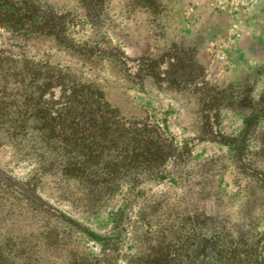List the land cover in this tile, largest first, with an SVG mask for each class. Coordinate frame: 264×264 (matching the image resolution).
<instances>
[{"label": "rangeland", "instance_id": "obj_1", "mask_svg": "<svg viewBox=\"0 0 264 264\" xmlns=\"http://www.w3.org/2000/svg\"><path fill=\"white\" fill-rule=\"evenodd\" d=\"M28 2L47 18L18 28L58 29L0 24V170L39 178L43 202L0 183V240L15 245L14 264H174L195 260L207 234L236 249L255 244L264 234V184L253 173H264V0H0V22ZM39 73L89 84L126 122L154 124L172 157L108 181L99 166L92 183L43 174L47 144L31 107Z\"/></svg>", "mask_w": 264, "mask_h": 264}, {"label": "trees", "instance_id": "obj_2", "mask_svg": "<svg viewBox=\"0 0 264 264\" xmlns=\"http://www.w3.org/2000/svg\"><path fill=\"white\" fill-rule=\"evenodd\" d=\"M28 4L13 10L9 16L11 21L8 20L10 18H4L5 23L0 22V24L8 25L10 29L17 28L25 31H30L29 28H32L31 32L39 35H49L58 29L48 23L43 25L35 23L32 27L22 25L18 28L21 20L25 22L30 21L27 18L36 17L44 21L47 18L45 9L35 8L34 3L28 2ZM35 77L42 81L43 88L41 100L31 104L35 118L34 128L40 131L41 140L47 144L43 161V165L47 167L42 170L43 174L56 169L57 172L61 170L62 176L67 175L72 179L81 177L92 183L96 180L92 170L99 166L105 181H108L120 176L123 172L125 174L127 171L136 172L146 165L151 168L162 164L166 157H172L166 148L164 137L154 124L126 122L121 116V111L111 107L106 95L102 92L96 93L95 87L72 81L66 78L69 77L67 75L44 73ZM57 90H60L61 94L58 102L55 100ZM47 96L49 101L42 102V99ZM203 111L209 113L213 110L205 105ZM257 118V113L251 114L247 120V124H250L249 128L253 126ZM26 122L17 121L15 126L24 131ZM209 123L207 119L205 126ZM212 134L211 132L210 135ZM243 137L240 138L241 142L244 140ZM210 138L218 140L221 136L218 138L210 136ZM222 139L219 141L227 145L226 138L222 136ZM240 144L242 150L244 144ZM55 149L60 150L57 156L61 160L51 158ZM240 153L236 150L237 159L241 163ZM105 158L108 159L105 160ZM248 170L251 169L248 168ZM253 173L264 184V173L260 171ZM38 179L30 178L23 182L0 170V183L3 186L43 205L36 195ZM211 225H214V222ZM226 245L229 244L225 243L221 235L207 234L201 240L195 260L191 261L190 255L174 257V264H264V234L248 249H236L231 245L227 248ZM14 246L9 238L0 240V264H14L13 259L16 253Z\"/></svg>", "mask_w": 264, "mask_h": 264}]
</instances>
